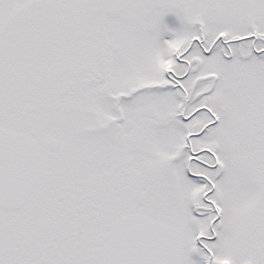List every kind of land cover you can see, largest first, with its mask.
<instances>
[{
    "label": "snow or ice",
    "instance_id": "snow-or-ice-1",
    "mask_svg": "<svg viewBox=\"0 0 264 264\" xmlns=\"http://www.w3.org/2000/svg\"><path fill=\"white\" fill-rule=\"evenodd\" d=\"M0 264H264V0H0Z\"/></svg>",
    "mask_w": 264,
    "mask_h": 264
}]
</instances>
